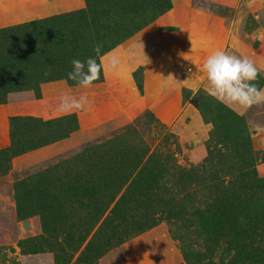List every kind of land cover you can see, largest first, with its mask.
<instances>
[{
  "label": "rangeland",
  "instance_id": "1",
  "mask_svg": "<svg viewBox=\"0 0 264 264\" xmlns=\"http://www.w3.org/2000/svg\"><path fill=\"white\" fill-rule=\"evenodd\" d=\"M169 1L172 9L138 33L146 32L148 41L145 38L133 40L136 34L104 56L102 82L87 89L71 87L65 81L44 84L39 98L32 92L14 95L5 105L8 108H0V150L11 144L9 119L12 116L50 120L74 114L79 122L78 131L68 139L9 161L0 160V264H57L58 260L65 264H90L76 263L85 247L72 253L66 244L68 237L78 236L76 233L80 226L81 217L77 216L80 215L77 209L82 205L80 191L76 183L69 184L68 181L76 175L80 177L83 162L76 156L85 147L100 144L132 128L137 131L132 137H139L140 142L149 147L150 153L157 148L165 154L170 151L177 163L185 168L200 166L205 161L213 125L203 119L195 99L201 94L207 95L204 90L206 76L200 71V66L209 54L206 46L204 50L202 46L196 49L190 43L191 23L196 27L194 33L200 32L205 38L210 34L220 35L222 44H225L223 51L247 56L255 66L258 64L260 76L264 77V0ZM58 6L64 10L59 14H63L84 9L86 2L0 0V29L57 15L54 9ZM179 16L183 18L181 26L174 24ZM205 19L212 20L210 34L202 29ZM144 44L145 47L150 44V48L143 51ZM122 47L125 48L123 51ZM113 60L117 62L115 69L111 67ZM121 63L125 64V68L121 67L124 71L120 69ZM118 71H122L121 74ZM123 74L129 77L127 84L122 79ZM169 75L173 77H169L166 84L165 78ZM64 94L77 98L87 95L90 107L70 113L59 111ZM147 111L154 114L155 119L151 123L145 118ZM241 116L251 130L254 149L262 154L256 161V170L264 178V105L254 106L247 115ZM133 138H128L126 144H134ZM67 161L74 165L73 168L64 164ZM61 164L68 166L67 171L56 168ZM103 164L108 170L104 161ZM91 166L96 164L90 160L84 169L87 171ZM94 170L97 171L96 168ZM45 171L44 180L49 184L50 194L44 206L50 207L55 216L64 211L71 213L68 220L63 216L58 220L55 217V221H59L55 225L51 223L52 213L45 218L48 233L41 208L35 202L37 197L28 194L26 184L21 183ZM99 175L98 192L104 194L103 188L115 184L114 178L106 176L105 171ZM168 187L172 191L176 188L172 184ZM206 194L198 188L195 196L203 200ZM150 209L156 212L155 206ZM153 217L157 219L160 215L157 213ZM189 225L191 223L181 225L165 219L159 221L155 227L110 249L93 264H190L183 252L186 244L193 253L192 261L197 254H203L199 264H218V252L214 255L205 253L202 239L195 236L194 229L188 231ZM228 259V264H231Z\"/></svg>",
  "mask_w": 264,
  "mask_h": 264
},
{
  "label": "trees",
  "instance_id": "2",
  "mask_svg": "<svg viewBox=\"0 0 264 264\" xmlns=\"http://www.w3.org/2000/svg\"><path fill=\"white\" fill-rule=\"evenodd\" d=\"M85 2L84 9L0 29V105L8 104L14 95L28 92L39 98L42 85L48 83L65 81L71 87L78 86L67 79L72 59L83 61L95 55L93 48L98 43L103 44L101 54L105 56L172 9L169 0ZM102 80L103 71L94 83ZM257 83L264 87V77L260 76ZM195 100L203 119L213 125L207 142L208 156L200 166L185 168L177 163L174 154H165L160 148L150 153L139 137H132L137 132L132 128L85 147L76 156L83 162L82 172L68 182L76 183L80 191L82 205L77 216L81 218L78 236L68 237L66 243L72 253L85 247L76 263L93 264L110 249L165 219L174 224L191 223L188 231L194 229L195 236L202 239L205 253L218 252V264H228V258L231 264H264V178L256 170V161L262 154L253 147L244 116L205 94ZM145 118L150 123L155 119L150 111ZM9 120L11 144L0 150V160L6 161L68 139L79 129L74 114L50 120L33 116H12ZM128 138H133L134 144H126ZM90 160L96 166L86 171L84 167ZM64 164L74 166L70 161ZM67 167L61 164L56 168L67 171ZM103 171L114 178L115 184L105 186L101 194L97 185ZM46 174L47 171L36 173L21 183L26 184L28 194L37 197L35 202L41 208L48 233L46 219L52 211L44 206L50 194ZM170 184L176 187L174 191L168 187ZM198 188L207 193L203 200L195 196ZM152 206L156 212L151 211ZM157 213L160 217L155 219ZM70 214L52 213L51 223L59 222L55 217L58 220L60 216L68 220ZM183 252L190 264H199L204 256L197 254L192 261L193 253L187 244ZM57 264L65 262L58 260Z\"/></svg>",
  "mask_w": 264,
  "mask_h": 264
},
{
  "label": "clouds",
  "instance_id": "3",
  "mask_svg": "<svg viewBox=\"0 0 264 264\" xmlns=\"http://www.w3.org/2000/svg\"><path fill=\"white\" fill-rule=\"evenodd\" d=\"M102 48L103 44L98 43L93 48L95 55L83 61L72 59L71 71L67 73V79L74 81L81 88H91L94 82L100 79L103 71ZM116 66L117 62L113 60L111 67L115 69ZM200 71L206 76L207 86L204 90L207 95L225 107L237 111L238 114L242 115L254 106L264 105V87H260L257 83L260 72L247 56L216 50L206 57L200 66ZM169 77L173 76L169 75L165 78L166 84ZM86 106L90 107L87 95L77 98L64 94L58 110L70 113L84 110Z\"/></svg>",
  "mask_w": 264,
  "mask_h": 264
},
{
  "label": "crops",
  "instance_id": "4",
  "mask_svg": "<svg viewBox=\"0 0 264 264\" xmlns=\"http://www.w3.org/2000/svg\"><path fill=\"white\" fill-rule=\"evenodd\" d=\"M54 8H56V7H54ZM60 8V9H59ZM54 10H56V13H60L61 11H64V10H62V8L60 7V6H58V8H56V9H54ZM172 13H174V11L172 12ZM172 17L173 18H176L175 17V15L174 14H172ZM188 18V17H187ZM180 19V20H179ZM179 19H175V21H176V23H174V24H176V25H178V26H181V20L183 19V18H181L180 16H179ZM190 19H191V17H190ZM196 20V19H195ZM195 20H193V21H195ZM205 20H206V22H205ZM204 20V22H205V24L203 25V28L202 29H204V32H206V33H211V30H210V27L212 26L211 25V22H212V20H209L208 19V21H207V19H205ZM187 21V20H186ZM188 21L190 22V20L188 19ZM210 21V22H209ZM191 25V27L190 28H192L191 29V32L189 33V35H190V43L192 44V45H195V47H196V49L197 48H199L200 46H202V48H203V50H204V48H205V46H206V48H207V51H208V54L210 55L212 52H214V51H216V50H222V49H224V47H225V44H222L223 43V41H222V38H221V36L220 35H212V36H210V35H208V36H206V38L204 37V35H200V32H196V33H194V31L193 30H195L196 31V27L194 26V24H190ZM195 27V28H194ZM199 33V34H198ZM198 34V35H197ZM144 36V37H143ZM147 33L145 32V33H141V34H138L137 36H135L134 38H132L133 40H141V39H143V38H145V40L146 41H148L147 40ZM202 36H203V38H202ZM196 40V41H195ZM208 41V42H207ZM131 42L132 41H130V43H128V44H131ZM206 42H207V44H206ZM148 44V43H147ZM206 44V45H205ZM145 48L146 49H149L150 48V44H149V46H146L145 47V44L142 46V49H143V51L145 50ZM125 48H123L122 47V51L124 50ZM123 54H125V52H123ZM123 59H124V57H123ZM124 63V62H123ZM122 64V63H121ZM258 65V64H257ZM256 65V66H257ZM121 67H124L125 68V64L123 65L122 64V66H120V69H122ZM264 67V66H263ZM122 69L123 71L125 70V69ZM257 68H259L258 66H257ZM120 74H121V72L120 71H118ZM122 76V75H121ZM122 79L123 80H125V84H127L128 82H129V77L127 78V77H124V74H123V76H122ZM124 82V81H123ZM0 108H8V106H6L5 107V105H0ZM245 115H247V112H245L244 113Z\"/></svg>",
  "mask_w": 264,
  "mask_h": 264
}]
</instances>
